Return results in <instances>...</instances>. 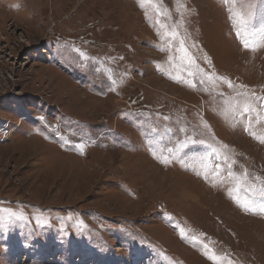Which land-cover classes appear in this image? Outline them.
<instances>
[{"label": "rangeland", "instance_id": "obj_1", "mask_svg": "<svg viewBox=\"0 0 264 264\" xmlns=\"http://www.w3.org/2000/svg\"><path fill=\"white\" fill-rule=\"evenodd\" d=\"M257 97L264 0H0V264H264Z\"/></svg>", "mask_w": 264, "mask_h": 264}, {"label": "snow or ice", "instance_id": "obj_2", "mask_svg": "<svg viewBox=\"0 0 264 264\" xmlns=\"http://www.w3.org/2000/svg\"><path fill=\"white\" fill-rule=\"evenodd\" d=\"M140 2H141V3H145V2H147V3H153L154 0H140ZM172 35H176V33H173ZM180 44H181V48H182V50H183V41H182V40L180 41ZM249 46H250V45H249L248 41L245 40V47L248 48ZM253 50H254V48H253ZM81 55L83 56L84 54L81 53ZM113 83H115V81H114ZM193 86H194V85H193ZM256 99H257V100H260V99H264V97H257ZM247 110H249V106H248V105L245 106V111H247ZM250 134L253 135V136H255V138L258 139V140H260L262 143H264V136H256V134H255L254 132H250ZM83 147H84V146L81 145V148H82V149H83ZM153 154L155 155V152H154ZM157 158H158V159H161V162H162V163H168V162H170L169 159H168L167 157H162V156H161V157H157ZM229 171H230V170H229ZM230 174H231V172H230ZM260 191H261V192H264V188H261ZM237 203H240V201L237 200ZM241 206L244 207L245 210H249L250 207H251L250 204L247 203V202L243 203ZM212 258L214 259L215 257H212Z\"/></svg>", "mask_w": 264, "mask_h": 264}]
</instances>
